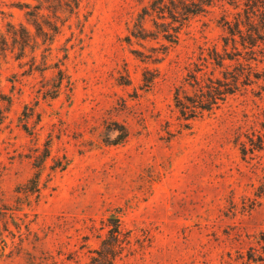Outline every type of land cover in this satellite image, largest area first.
<instances>
[{
	"label": "rangeland",
	"instance_id": "obj_1",
	"mask_svg": "<svg viewBox=\"0 0 264 264\" xmlns=\"http://www.w3.org/2000/svg\"><path fill=\"white\" fill-rule=\"evenodd\" d=\"M150 1L0 0V264H87L111 216L114 264H264V14L252 48L229 40L245 0L171 43L133 36ZM208 78L227 93L184 121Z\"/></svg>",
	"mask_w": 264,
	"mask_h": 264
},
{
	"label": "trees",
	"instance_id": "obj_2",
	"mask_svg": "<svg viewBox=\"0 0 264 264\" xmlns=\"http://www.w3.org/2000/svg\"><path fill=\"white\" fill-rule=\"evenodd\" d=\"M239 1L240 0H236V7L239 6ZM69 2L70 4L73 3L71 7L72 9L78 8L79 0H69ZM212 3L213 0H151L149 7L143 8V15H139V22L135 25L136 27L133 36L138 38H157L161 35L164 40L176 43L178 40V31L189 16L206 12ZM25 6L29 7V4H26ZM244 6L246 8L243 9V17L246 20L245 25H247L249 32L244 36L239 25L240 21L236 20L235 29L230 26L228 27L230 33L229 40L235 45L236 36H238L242 40L241 45L244 48H252L256 45L258 41L257 39H260V33L253 26H250V23L252 17L256 15L257 11H259L260 14H264V0H245ZM39 9V6H33V8L27 13L31 16L30 19L35 25H39L37 22V17L40 16ZM149 10L152 11L151 14L148 13ZM153 13H155V17L152 16ZM146 16H152L151 20L155 28L154 31H146L143 26L142 21ZM40 29L41 28H39V30ZM52 29L55 31V24H53ZM46 33L47 32H43V35H47ZM50 39L52 41V38L49 37V40ZM26 41H28L27 34ZM224 43V45H227L228 39L224 40ZM211 58L218 66H222L225 59L224 56L216 50H213ZM207 81L208 82L205 84H201L199 80L197 81L198 86L194 99L188 98L187 96H180L179 92L175 93L174 106L184 121L194 119L201 116L203 112L212 110L213 107L218 105V100L223 99L222 95L227 93V90H225L226 88H221L226 84H221L220 80L208 78ZM188 125V123L183 124L186 128H188ZM257 147L260 148V146ZM242 149V151H246L245 146ZM30 182L32 184L30 186L31 188L27 190L35 188L36 180L30 179ZM108 220L109 224L107 232L105 237L100 240V248L94 250L95 255L91 256L87 264H114L116 257L119 256L124 249V244L127 242V236L120 228L119 219L115 216H111Z\"/></svg>",
	"mask_w": 264,
	"mask_h": 264
}]
</instances>
